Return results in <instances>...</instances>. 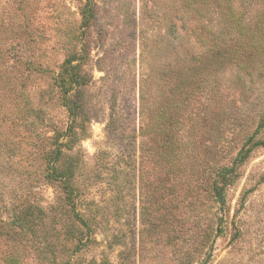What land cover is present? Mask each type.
Instances as JSON below:
<instances>
[{
	"label": "rangeland",
	"instance_id": "obj_1",
	"mask_svg": "<svg viewBox=\"0 0 264 264\" xmlns=\"http://www.w3.org/2000/svg\"><path fill=\"white\" fill-rule=\"evenodd\" d=\"M73 55L87 229L42 174L69 124L57 81ZM263 117L264 0H0V205L44 213L16 245L23 264H51L50 250L55 264H264V148L225 205L211 192L218 168L264 140Z\"/></svg>",
	"mask_w": 264,
	"mask_h": 264
},
{
	"label": "trees",
	"instance_id": "obj_2",
	"mask_svg": "<svg viewBox=\"0 0 264 264\" xmlns=\"http://www.w3.org/2000/svg\"><path fill=\"white\" fill-rule=\"evenodd\" d=\"M81 14L82 27L88 28L94 18V9L88 3ZM78 60L80 58L76 55L67 58L58 77L62 105L68 113L69 124L64 131L55 130L54 136L48 142V147L42 155L44 161L42 174L46 181L60 186L73 218L80 226L87 229L89 228L87 221L77 210L79 195L74 184L75 168L72 162V152L76 142L81 140L80 134L84 132V122H86L84 105L78 94L84 85V80L79 64H74ZM262 127H264V117L259 125L260 129ZM255 138L256 136H252L247 140L231 166L217 169L211 192L218 204L225 205L226 189L237 178L239 167L250 158L256 148H264V140ZM4 208H7V211ZM4 214H8V219H4ZM40 223H44V213L41 209L17 202H13L9 207L0 205V264H23L24 258L16 245L22 238L36 237L35 227H40ZM69 236L77 241V248L84 244L83 235L70 233ZM50 256L49 262L55 264L54 251L50 250Z\"/></svg>",
	"mask_w": 264,
	"mask_h": 264
}]
</instances>
